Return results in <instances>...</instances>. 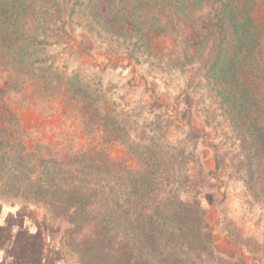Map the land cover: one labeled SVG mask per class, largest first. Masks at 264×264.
<instances>
[{
	"label": "rangeland",
	"instance_id": "rangeland-1",
	"mask_svg": "<svg viewBox=\"0 0 264 264\" xmlns=\"http://www.w3.org/2000/svg\"><path fill=\"white\" fill-rule=\"evenodd\" d=\"M25 1L18 41L14 17H9L15 0L10 1L11 11L0 6V25L13 36L12 42H0V100L20 118L17 130L2 140L0 199L26 211L67 260L80 264L66 245L67 225L30 189L37 175L31 164L39 168L42 159L68 150V140L80 145L89 138L81 129L83 115L67 91V81L78 74L101 90L109 109L129 121L133 141L163 133L185 147L182 175L164 194L200 200L212 253L199 264H264V194L234 167L241 147L231 118L219 92L208 86L207 67L198 70L211 6L184 20L176 0L172 5L168 0L161 5L140 0ZM140 15L149 17L148 22L142 23ZM255 15L263 22L264 8L258 7ZM27 47L31 68L38 72L34 74L63 78L45 86L41 76L26 75V69L25 78L17 74L11 65ZM108 149L115 163L135 164L126 145Z\"/></svg>",
	"mask_w": 264,
	"mask_h": 264
},
{
	"label": "trees",
	"instance_id": "trees-1",
	"mask_svg": "<svg viewBox=\"0 0 264 264\" xmlns=\"http://www.w3.org/2000/svg\"><path fill=\"white\" fill-rule=\"evenodd\" d=\"M10 1L0 0V6L9 11ZM25 2L15 0L14 13L10 10L9 14L14 17L17 41ZM175 5L184 20L211 6L198 70L207 67L208 86L219 92L231 118L241 147L234 167L249 186L264 194V20L259 22L255 15L258 7L264 8V0H176ZM139 17H143L142 23L149 20ZM11 35L0 25L1 43L12 42ZM29 52L27 47L21 60L9 62L17 74L22 78L27 73L41 76L45 86L61 78L53 73L34 74L38 72L31 68ZM67 86L78 114L83 115L81 129L89 138L82 145L68 140L72 144L67 145L68 150L42 159L39 168L31 164L37 175L30 188L50 207L52 216L67 225V247L80 264H199L205 254L212 253L211 237L203 230L201 202L182 199L177 193L164 194L182 175L179 165H186L185 147L163 133L133 141L126 127L129 121L105 105L101 90L83 82L78 74ZM19 123L17 112L0 100V149L5 146L4 135L11 137ZM114 145H126L135 164L110 160L108 148ZM4 162L0 150V175Z\"/></svg>",
	"mask_w": 264,
	"mask_h": 264
},
{
	"label": "crops",
	"instance_id": "crops-1",
	"mask_svg": "<svg viewBox=\"0 0 264 264\" xmlns=\"http://www.w3.org/2000/svg\"><path fill=\"white\" fill-rule=\"evenodd\" d=\"M0 264H74L18 205L0 199Z\"/></svg>",
	"mask_w": 264,
	"mask_h": 264
}]
</instances>
